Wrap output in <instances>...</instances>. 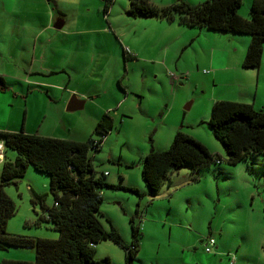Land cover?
<instances>
[{"label": "rangeland", "instance_id": "1", "mask_svg": "<svg viewBox=\"0 0 264 264\" xmlns=\"http://www.w3.org/2000/svg\"><path fill=\"white\" fill-rule=\"evenodd\" d=\"M4 1L9 3V0ZM59 1L67 17L94 15L93 3ZM146 1L162 7L176 0ZM184 1L199 3L202 0ZM129 2L114 0L111 3L112 13L108 15L107 10L106 15L113 27L104 21L106 31L75 34L72 39L63 40L62 46L67 45L72 51L79 38L96 41L81 46L82 52L78 55L85 58L86 65H77V76L71 75L69 84L65 82L72 73L56 69L42 73L40 86H25L8 79L5 86L0 85V130L18 131L23 125L26 132L39 135L74 140L98 138L93 128L100 110L114 102L119 89L122 100L111 107V128L99 149L89 153L95 174L104 173L103 180L118 185L101 189L102 201L96 215L105 230L114 229L121 241L101 240L96 244L94 258L108 257L110 264H126L123 244L128 246L134 239L130 227L132 217L140 230L131 264H264V155L252 154L248 159L228 162L224 148L207 124L211 106L205 119L199 115L206 111L210 94L229 92L238 85L241 90L246 88L242 73L250 70L241 67L222 69L215 82L212 81L214 70L233 63L237 53L225 58L222 53L213 65L207 63L209 45L214 44L220 54L226 46L231 48L224 40L225 35L235 34L202 30L220 37L210 40H204L201 34L191 37L199 28L178 26L156 16L128 14ZM21 3H43L36 8H40L44 16V3H57V0H16L10 12L0 7V16L12 19L10 24L0 25L8 37L5 41L9 39L10 43L19 39L18 26L13 27V24H22L21 19L30 16V11L22 9ZM98 3L103 4V1L98 0ZM250 3L251 0H241L238 8L241 16L250 17ZM34 14L38 19L40 13ZM74 21L70 18L64 29L78 30L67 28L70 23L77 24ZM120 44L132 51L134 59L122 56ZM94 49H99V53H93ZM19 52L15 58L22 69L29 55ZM50 54L48 51L46 56ZM44 66L46 70L55 68L52 62ZM258 67H261L259 101L261 97L264 99V48ZM7 68L12 66L0 58V70ZM202 69L209 73L201 72ZM168 71L188 75L175 79ZM106 87L112 91L109 96L102 92ZM74 88L77 92L97 95L92 99L83 97L86 103L81 109L66 111L65 104L71 94L79 97L71 91ZM187 103L190 105L185 108ZM177 130L192 131L219 161H211L197 172L184 164L170 171L152 193L140 176L142 157L150 150L166 149ZM1 153L10 161L17 155L3 144ZM49 183L47 173L29 164L23 176L3 186L16 207L6 221L8 232L49 239L59 236L51 223L39 219L43 210L32 195H43L45 204L51 205ZM132 187L137 188L138 193ZM208 234L216 242L220 239L223 248L205 252L200 239ZM3 258L33 260L34 249L0 248V260Z\"/></svg>", "mask_w": 264, "mask_h": 264}, {"label": "trees", "instance_id": "2", "mask_svg": "<svg viewBox=\"0 0 264 264\" xmlns=\"http://www.w3.org/2000/svg\"><path fill=\"white\" fill-rule=\"evenodd\" d=\"M103 1L106 2L103 3L106 13L111 0ZM138 1L129 2L126 8L128 14L156 16L167 21L175 20L186 27L248 35L241 66H259L264 48V0H251L249 18L238 13L241 0H202L195 5L176 0L162 7L146 0ZM0 85H3L1 81ZM207 124L214 138L224 148L228 162L248 159L252 154L264 155V112L251 103L215 100ZM111 125L110 115L102 113L93 128L99 137L83 140L28 133L23 126L18 131L0 130L3 145L17 154L13 161L5 157L1 159L0 248L12 246L34 249L33 260L3 258L0 264H110L108 257L94 258L96 244L105 238H112L116 242L121 239L114 229L106 231L96 214L102 201L101 189L118 185L103 180L104 173L95 174L89 152L99 149ZM211 161L218 162L219 157L187 132L177 130L166 149L150 150L142 157L140 176L153 193L170 171L187 164L193 172H197ZM29 164L50 177L52 204L46 205L41 194L32 195L43 210L39 219L51 223L59 231L56 239L13 234L5 228L7 219L15 213L16 207L3 186L23 176ZM131 189L138 193L137 188ZM130 227L134 239L128 246L123 244L126 264H131L140 230L132 217Z\"/></svg>", "mask_w": 264, "mask_h": 264}, {"label": "crops", "instance_id": "3", "mask_svg": "<svg viewBox=\"0 0 264 264\" xmlns=\"http://www.w3.org/2000/svg\"><path fill=\"white\" fill-rule=\"evenodd\" d=\"M51 1V0H49ZM53 1V0H52ZM103 1V0H102ZM131 1V0H130ZM7 1L2 0V3H0V7L2 10H7V12H10V10L13 8L10 6L9 3H6ZM59 0H57V3H44L46 6V9L44 11V16L41 15V9L39 8L37 10V4L39 6H42L43 3H21L22 9H25V11H30V16L25 15L24 20L21 19L22 24H13V27L18 26V35L19 39L17 42H11L9 39L5 41L4 35V28L0 26V58L1 60H6L9 63V66H12V68H7V70H0V81L5 86L7 79L14 82H19L25 86L29 85H42V81H40V77L44 71H48V73H52L54 70L59 71H69L72 74L67 75V80L65 84H69L71 81V75L75 78L77 76V70L76 67L81 63V66H85V58L81 55H78L82 52L81 46L85 47L86 45H92L96 41L93 39H87V38H79L75 42V48L72 51L69 46L65 45L62 46L64 39H72V36L75 34H84V33H91L95 32L97 30H105L104 21L107 25H110L113 27L112 22L105 13V7L103 4L98 3V0H85L84 3H93L94 4V15L93 16H74V17H67V12L61 8V3ZM114 0H111L110 3H113ZM103 3H106L103 1ZM191 5H195L197 3H189ZM35 5V6H34ZM26 7H29L30 9H26ZM33 9V11H32ZM108 15L112 13L113 7L111 4L108 5ZM40 13L38 14V19L34 13ZM34 12V13H33ZM105 13V15H104ZM92 17H95L94 19ZM107 17V18H106ZM72 18L75 20L74 22L77 24H80V26H75L77 24L70 23L67 27L68 29H74L77 28L78 30H65L64 27L67 25V22L69 19ZM15 19V18H13ZM11 18H7L4 16H0V25H8L10 24ZM94 20V22H93ZM164 21L168 23H175L178 26H183L178 24L175 20L173 21H167L163 19ZM60 23V27H55L56 24ZM55 25V26H54ZM109 27V26H108ZM186 27V26H184ZM191 28V27H187ZM21 29H24L22 31ZM203 27L199 28V31L194 32L191 34V37L194 35H203L204 40H210L212 38L217 39L220 36L219 35H213L212 33H208ZM44 32L46 34L44 35ZM48 32V33H47ZM234 34V33H230ZM223 38V37H222ZM224 40L228 42V45H231V48H228L227 46L220 50L214 49V44H210L209 48L210 51L207 55V63L213 65L215 60H218L220 55L223 53V57L230 56L232 53H237L235 60L229 62L222 68L217 67L213 72V79L212 81L215 82L216 77L218 76V72L220 70H229L233 69L234 67H241L243 69H248L250 71H244L242 73V78L245 80L246 88L241 90V85L236 86L233 90L229 92H222L220 94H210L207 99V108L206 111H202L200 115L201 119H205L207 117L208 111L210 106L212 105L213 101L218 99H227V100H235V101H241V102H247L251 103L255 108H259L264 111V102L261 101V99L264 101V99L261 97L258 101L259 96V85L260 83V75H261V67H258L256 71H253V68H246L241 66V61L245 52V48L247 46V43L249 41V37L246 34H235V35H225ZM61 43V45H60ZM121 45L122 50V56L133 58V54H126L123 50V45ZM168 50V49H166ZM19 52L25 55H29L28 63L25 67L22 69L19 68L17 65V59L16 53ZM48 51L51 52L50 55L46 56ZM99 49H94L93 53H99ZM164 54V52H163ZM132 55V56H131ZM46 56V57H45ZM238 58V62H237ZM134 59V58H133ZM46 62H52L55 65V68H51L49 70L45 69L44 63ZM80 66V65H79ZM203 70V69H202ZM201 70V72H203ZM206 73H209L206 71ZM188 75V73L186 74ZM187 77V76H186ZM185 77V78H186ZM194 81L197 82L196 77H194ZM264 81L262 82V84ZM82 85L79 84L78 87ZM123 91L124 88L122 87ZM71 91H75L79 97L92 99L93 96L97 95L91 94L92 92H77L74 89ZM102 92L105 94V96H109L112 94V91L108 89L107 87L102 90ZM120 90L118 89L117 98L114 100V102L110 105H105L101 110V114L103 113H110L112 106H117V104L122 100ZM125 92V91H124ZM68 101V100H67ZM86 103V100L83 102V106ZM122 104V103H121ZM120 104V105H121ZM190 105V103H187L186 106ZM185 106V107H186ZM79 110V109H78ZM100 114V115H101ZM111 117V116H110ZM98 119V118H97ZM23 126V125H22ZM24 129V127H23ZM10 131H13L12 129H9ZM25 130V129H24ZM26 131V130H25ZM196 139L200 140L192 131H186ZM175 133V132H174ZM173 137V136H172ZM172 139V138H171ZM202 141V140H201ZM203 142V141H202ZM168 143V142H167ZM2 141L0 140V167H1V159H3L4 155L1 153L2 151ZM204 237L200 239V242L203 243ZM203 247V244H202ZM220 248L221 246V240L218 239L217 242L215 241L214 248ZM29 259V258H27ZM32 259V258H30Z\"/></svg>", "mask_w": 264, "mask_h": 264}, {"label": "built area", "instance_id": "4", "mask_svg": "<svg viewBox=\"0 0 264 264\" xmlns=\"http://www.w3.org/2000/svg\"><path fill=\"white\" fill-rule=\"evenodd\" d=\"M123 50L128 55L133 54L132 51L127 46H124ZM206 71H207L206 69L203 70V72H206ZM168 74L173 76L175 79H181V78H185L187 73L185 72V73L176 75L174 72L168 71ZM0 148H1V145H0ZM214 242H215L214 237L211 234L208 235L205 238L204 250L210 251L212 249L211 247L213 246Z\"/></svg>", "mask_w": 264, "mask_h": 264}, {"label": "water", "instance_id": "5", "mask_svg": "<svg viewBox=\"0 0 264 264\" xmlns=\"http://www.w3.org/2000/svg\"><path fill=\"white\" fill-rule=\"evenodd\" d=\"M55 27H60V23L56 24ZM83 102H84V99L79 98L75 94H71V96L69 97L68 101L65 104V110L73 111V110L81 109L83 107ZM185 108H188V105Z\"/></svg>", "mask_w": 264, "mask_h": 264}, {"label": "clouds", "instance_id": "6", "mask_svg": "<svg viewBox=\"0 0 264 264\" xmlns=\"http://www.w3.org/2000/svg\"><path fill=\"white\" fill-rule=\"evenodd\" d=\"M9 4H10L11 7L15 8L16 0H9Z\"/></svg>", "mask_w": 264, "mask_h": 264}]
</instances>
